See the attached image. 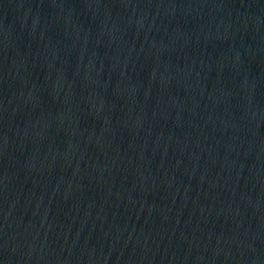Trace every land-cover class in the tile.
Wrapping results in <instances>:
<instances>
[{"label": "water", "instance_id": "1", "mask_svg": "<svg viewBox=\"0 0 264 264\" xmlns=\"http://www.w3.org/2000/svg\"><path fill=\"white\" fill-rule=\"evenodd\" d=\"M0 264H264V0H0Z\"/></svg>", "mask_w": 264, "mask_h": 264}]
</instances>
